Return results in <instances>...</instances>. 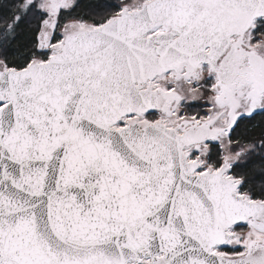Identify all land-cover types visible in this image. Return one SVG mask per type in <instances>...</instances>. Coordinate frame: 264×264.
I'll list each match as a JSON object with an SVG mask.
<instances>
[{
  "label": "snow or ice",
  "instance_id": "obj_1",
  "mask_svg": "<svg viewBox=\"0 0 264 264\" xmlns=\"http://www.w3.org/2000/svg\"><path fill=\"white\" fill-rule=\"evenodd\" d=\"M0 264H264V0H0Z\"/></svg>",
  "mask_w": 264,
  "mask_h": 264
}]
</instances>
